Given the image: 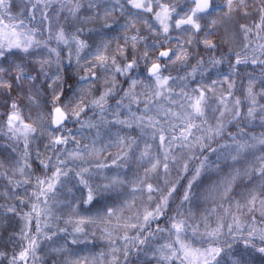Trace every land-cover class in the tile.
<instances>
[{
	"label": "snow or ice",
	"instance_id": "obj_1",
	"mask_svg": "<svg viewBox=\"0 0 264 264\" xmlns=\"http://www.w3.org/2000/svg\"><path fill=\"white\" fill-rule=\"evenodd\" d=\"M262 101L264 0H0V264H264Z\"/></svg>",
	"mask_w": 264,
	"mask_h": 264
},
{
	"label": "trees",
	"instance_id": "obj_2",
	"mask_svg": "<svg viewBox=\"0 0 264 264\" xmlns=\"http://www.w3.org/2000/svg\"><path fill=\"white\" fill-rule=\"evenodd\" d=\"M122 22H123V21H121V23H122ZM118 31H119L118 29H114V30L111 31L110 35H111V36H116ZM141 34L144 35V34H146V33H141ZM173 35L175 36V35H177V33H173ZM122 42H123V41H122V39H121V43H122ZM173 43H175V41H173ZM113 46H115V45H113ZM166 47H167V46H166ZM262 103H264V101H262ZM256 131L259 132L260 129L257 128ZM2 143H6V141L0 140V144H2ZM0 191H3V189L0 188ZM97 251H99V249H97ZM5 264H6V261H5Z\"/></svg>",
	"mask_w": 264,
	"mask_h": 264
}]
</instances>
